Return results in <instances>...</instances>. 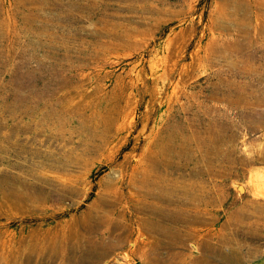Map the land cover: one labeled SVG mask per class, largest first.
<instances>
[{
	"label": "rangeland",
	"instance_id": "obj_1",
	"mask_svg": "<svg viewBox=\"0 0 264 264\" xmlns=\"http://www.w3.org/2000/svg\"><path fill=\"white\" fill-rule=\"evenodd\" d=\"M263 261L264 0H0V264Z\"/></svg>",
	"mask_w": 264,
	"mask_h": 264
},
{
	"label": "crops",
	"instance_id": "obj_2",
	"mask_svg": "<svg viewBox=\"0 0 264 264\" xmlns=\"http://www.w3.org/2000/svg\"><path fill=\"white\" fill-rule=\"evenodd\" d=\"M262 255V253L260 254V256ZM264 262V261H263Z\"/></svg>",
	"mask_w": 264,
	"mask_h": 264
},
{
	"label": "bare ground",
	"instance_id": "obj_3",
	"mask_svg": "<svg viewBox=\"0 0 264 264\" xmlns=\"http://www.w3.org/2000/svg\"><path fill=\"white\" fill-rule=\"evenodd\" d=\"M150 184V183H149ZM122 226V225H121ZM130 234V233H129Z\"/></svg>",
	"mask_w": 264,
	"mask_h": 264
}]
</instances>
